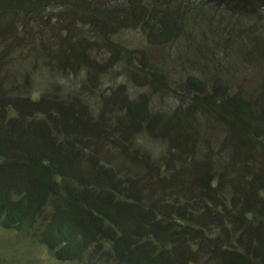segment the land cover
<instances>
[{
    "label": "trees",
    "instance_id": "obj_1",
    "mask_svg": "<svg viewBox=\"0 0 264 264\" xmlns=\"http://www.w3.org/2000/svg\"><path fill=\"white\" fill-rule=\"evenodd\" d=\"M193 1L0 0V229L58 263L264 264V0Z\"/></svg>",
    "mask_w": 264,
    "mask_h": 264
},
{
    "label": "rangeland",
    "instance_id": "obj_2",
    "mask_svg": "<svg viewBox=\"0 0 264 264\" xmlns=\"http://www.w3.org/2000/svg\"><path fill=\"white\" fill-rule=\"evenodd\" d=\"M190 2L195 4L193 0ZM204 32L206 27L202 25L197 33ZM125 37L137 45L139 35L129 31ZM43 248L31 241L25 233L0 229V264H71L55 262Z\"/></svg>",
    "mask_w": 264,
    "mask_h": 264
}]
</instances>
